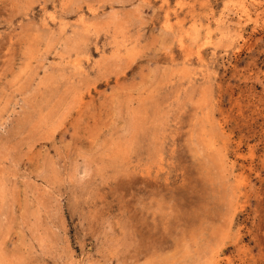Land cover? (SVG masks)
Segmentation results:
<instances>
[{
	"label": "rangeland",
	"instance_id": "rangeland-1",
	"mask_svg": "<svg viewBox=\"0 0 264 264\" xmlns=\"http://www.w3.org/2000/svg\"><path fill=\"white\" fill-rule=\"evenodd\" d=\"M0 264H264V0H0Z\"/></svg>",
	"mask_w": 264,
	"mask_h": 264
}]
</instances>
